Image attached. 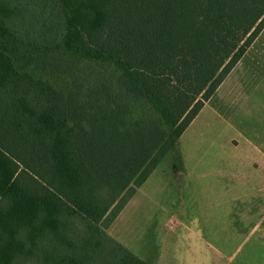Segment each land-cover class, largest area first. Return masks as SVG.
<instances>
[{
  "label": "trees",
  "instance_id": "obj_1",
  "mask_svg": "<svg viewBox=\"0 0 264 264\" xmlns=\"http://www.w3.org/2000/svg\"><path fill=\"white\" fill-rule=\"evenodd\" d=\"M264 28V0H0V264H150L108 233Z\"/></svg>",
  "mask_w": 264,
  "mask_h": 264
},
{
  "label": "rangeland",
  "instance_id": "obj_2",
  "mask_svg": "<svg viewBox=\"0 0 264 264\" xmlns=\"http://www.w3.org/2000/svg\"><path fill=\"white\" fill-rule=\"evenodd\" d=\"M242 70L224 80L227 90ZM245 84L229 111H221L219 93L210 98L154 171L163 184L146 187L144 199L137 191L107 230L150 264H264V233L247 237L237 251L220 247L225 235L231 245L235 240V233L219 232L222 214L234 224V210L242 207L240 224L264 225V86ZM171 178L178 184L170 185Z\"/></svg>",
  "mask_w": 264,
  "mask_h": 264
},
{
  "label": "crops",
  "instance_id": "obj_3",
  "mask_svg": "<svg viewBox=\"0 0 264 264\" xmlns=\"http://www.w3.org/2000/svg\"><path fill=\"white\" fill-rule=\"evenodd\" d=\"M263 34H264V28L258 34V36L255 38V40L252 42V44L249 46V48L246 50V52L243 54V56L240 58V60L233 67V70H231L229 72V74L226 76V78L232 77L236 67L238 69L239 68L243 69L241 74L237 75V80L234 82V86H232L230 88L232 90L229 91L224 86L223 83H224V80H226V78H225L223 80V82L220 84V86L218 87L219 89L217 88V90L215 91L216 94L219 93V95H220L219 106H220L221 111H222V108H226L227 109V110L225 109L226 111L231 110L232 106H234V102L232 101V99L235 96V92L238 91V89L240 90V87L246 86L245 83L250 84V81H251L252 88H258L260 86H264V75H263L264 74V43L258 44L261 37H264ZM247 62H248V64H246ZM246 80H248V81H246ZM214 94L212 96H214ZM237 95H238V93H237ZM239 95H240V93H239ZM213 98L214 97H212V99ZM207 102L204 104V106L207 104ZM236 106L238 107L239 105H236ZM204 148L206 149V147H204ZM207 150H208V148H207ZM154 171H156V169ZM154 171L149 175V177L146 179V181L137 189V191H139V193H141V195L143 197L142 199H144L148 196L147 191L144 190V189H146V187H148V190H149L150 187H152L154 184H156V185L163 184L162 182L159 183L161 181V179H155L154 180V178H152ZM164 180H166V179H164ZM173 183L175 185L178 184L177 180L175 181L174 178H171L170 185H172ZM188 184L190 186L191 185L194 186V180L190 179ZM220 184H221V182H220ZM193 186L191 188L194 190ZM137 191L134 194V196L137 195V193H138ZM226 197L227 196L225 195V197L223 198L224 202H226V200L228 199ZM130 200L128 202H130ZM142 206H144V205H142ZM234 212H235V216L237 218L235 220L234 224H230L228 222V212H226V213L221 215L222 219H221V223L219 225V232L220 233H222V234L235 233V240L233 242L234 244L231 245L233 240H229V237H227V235H225V239H223V237H222V239L220 241V243H221L220 247L222 249H224L225 247L228 249L229 248L230 249L235 248V250L237 251L241 248L242 244L245 243V240L247 239V237L253 238V236L258 234L259 232L264 233V225H261L260 221L258 220L256 223H254L252 226L248 227V229H247V226H245L244 224H240V220H238V216L244 217L245 209L242 207H239V208H236L234 210ZM168 220H171L170 217L168 218ZM241 221L244 222L243 219ZM111 225H110V227H111ZM110 227L108 229H110ZM261 227H263L262 228L263 230H261ZM245 230H247V233H248V235H246V237H245V235H243ZM256 238L259 239V236L257 235ZM253 248H254V246H253ZM235 252L228 254L225 258L231 259Z\"/></svg>",
  "mask_w": 264,
  "mask_h": 264
}]
</instances>
